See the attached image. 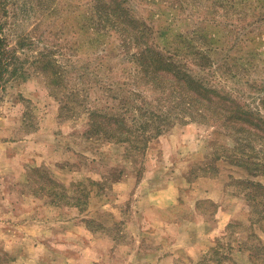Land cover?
Returning a JSON list of instances; mask_svg holds the SVG:
<instances>
[{"label":"rangeland","instance_id":"obj_1","mask_svg":"<svg viewBox=\"0 0 264 264\" xmlns=\"http://www.w3.org/2000/svg\"><path fill=\"white\" fill-rule=\"evenodd\" d=\"M69 2L70 10L90 7L89 0L60 5ZM35 5L7 0V15L0 7L9 45L27 34L35 43L18 49L24 70L0 86V141L7 143L0 150V264H264V132L230 127L217 115L182 119L169 88L157 89L156 76L133 61V43L100 37L77 53L81 39L54 40L45 30L64 23L57 15L41 23L45 11ZM131 5L155 30L172 10L156 0ZM176 14L178 25H190L188 12ZM45 44L67 92L34 63ZM251 73L261 85L263 67ZM221 75L210 79L219 84ZM236 83L224 82L264 118V93L245 79ZM113 84L121 91L105 88ZM122 94L129 97L125 106L117 99ZM93 111L102 121L123 116L132 136L120 143L98 132ZM163 113L168 122L159 125ZM169 183L179 190L162 205L151 193Z\"/></svg>","mask_w":264,"mask_h":264},{"label":"trees","instance_id":"obj_2","mask_svg":"<svg viewBox=\"0 0 264 264\" xmlns=\"http://www.w3.org/2000/svg\"><path fill=\"white\" fill-rule=\"evenodd\" d=\"M30 1L36 3L38 10L40 7L41 11H45L41 23H45L46 16L52 15H57L56 18L64 23L61 29L53 28L50 23L49 31L45 30L54 40L63 34H73L81 39L73 46L77 53L82 48L92 49L91 46L100 37L115 35L124 46L133 43L136 52L133 61L142 70L145 66V74L149 77L156 76L157 89L165 86L169 88V95L176 98V108L184 110L182 119L187 116L192 120H203L209 118L206 116L215 118L217 115L223 119L222 124L228 122L230 127L249 124L248 127H256L264 132V118L256 117L249 106L239 101V97H243L240 89L230 87L228 90L229 85L224 84L227 81L241 83L245 79L252 91L264 93V81L259 85L251 73L261 66L264 69V54L261 50L264 46V0H156L157 4L166 3L172 9L163 13L166 19L163 18L164 22L160 25L156 24V30L148 21L134 15L131 0H89L90 7L78 6V10H70V2L61 6L60 0ZM6 3L7 0L1 2L0 7L7 15L9 11L6 10ZM183 11L188 12L186 21H191L192 26L176 23L180 19L176 12ZM64 13L66 15L62 16ZM7 24V19L0 21V86L15 76L19 69L24 70L22 64L18 66V49L25 50L35 44L27 34L15 41L17 46H10L5 34ZM41 36H44L43 33ZM82 42L83 47L80 46ZM53 54L46 47L34 63H38L36 65L41 66L44 73H50L51 81L57 88L64 86L63 90L66 91V80L58 60L52 58ZM219 54L222 55L220 59ZM191 65L208 70L209 76H195ZM213 72L222 73L224 82L220 81L221 85L211 81ZM105 88L121 91V87L116 84ZM128 98L122 94L117 99L125 106ZM163 103L161 99L160 104ZM140 109L143 110L142 107ZM165 115L163 113L157 117L159 125L168 122L163 119ZM98 117L97 111L91 113V125L98 132L116 138L120 143L127 142L132 136L123 129V116L111 115L105 121ZM141 130L146 131L143 128ZM162 131L163 127L159 126L157 133Z\"/></svg>","mask_w":264,"mask_h":264},{"label":"crops","instance_id":"obj_3","mask_svg":"<svg viewBox=\"0 0 264 264\" xmlns=\"http://www.w3.org/2000/svg\"><path fill=\"white\" fill-rule=\"evenodd\" d=\"M5 144H7V143L6 142L3 143L0 141V150ZM0 159H1V157H0ZM171 188H172L171 183H169L168 187L166 189H158V190L152 192L151 195H156L157 198H160V202L162 205L169 204L170 200H171L170 198L175 197L178 193V190H179V189H176L177 190L176 191L175 189H171ZM156 206H158V205H156Z\"/></svg>","mask_w":264,"mask_h":264}]
</instances>
